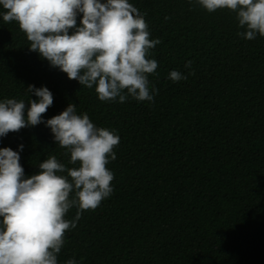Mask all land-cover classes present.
Segmentation results:
<instances>
[{
	"label": "trees",
	"instance_id": "trees-1",
	"mask_svg": "<svg viewBox=\"0 0 264 264\" xmlns=\"http://www.w3.org/2000/svg\"><path fill=\"white\" fill-rule=\"evenodd\" d=\"M129 2L160 40L149 53L152 101L101 102L29 51L0 6V101L28 103L37 99L28 85L44 86L53 95L44 120L72 103L120 137L107 165L113 191L65 233L58 264H264V37L242 38L234 12L194 0ZM173 70L194 75L172 82ZM4 147L19 152L26 177L52 155L78 166L43 123L0 137Z\"/></svg>",
	"mask_w": 264,
	"mask_h": 264
},
{
	"label": "clouds",
	"instance_id": "clouds-1",
	"mask_svg": "<svg viewBox=\"0 0 264 264\" xmlns=\"http://www.w3.org/2000/svg\"><path fill=\"white\" fill-rule=\"evenodd\" d=\"M194 3L209 13L234 12L237 26L244 29L237 34L246 40L264 37V0ZM0 6L5 10L3 21L18 24L29 51L80 86L94 88L101 102L152 101L158 93L150 90L148 77L158 67L149 53L160 40L150 38L144 15L129 0H0ZM191 63L184 67L190 69ZM188 75L194 72L173 70L168 78L179 82ZM26 92L37 99L0 101V137L43 123L54 143L67 150L68 163L78 166L67 168L52 155L26 177L19 152L0 148V264H58L65 233L76 227L83 212L95 210L113 191L114 174L107 165L116 159L113 150L120 137L114 130L97 127L87 113L77 114L72 103L44 120L53 104L52 93L34 85H28ZM73 207L74 219H65ZM64 264L77 261L68 259Z\"/></svg>",
	"mask_w": 264,
	"mask_h": 264
}]
</instances>
